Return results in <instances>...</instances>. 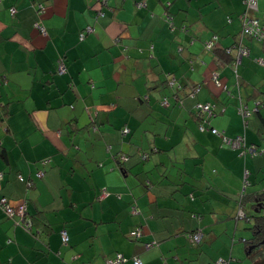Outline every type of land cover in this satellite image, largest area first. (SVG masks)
I'll use <instances>...</instances> for the list:
<instances>
[{"label":"crops","instance_id":"obj_1","mask_svg":"<svg viewBox=\"0 0 264 264\" xmlns=\"http://www.w3.org/2000/svg\"><path fill=\"white\" fill-rule=\"evenodd\" d=\"M243 10V0H0V196L39 220L28 230L0 207V264H106L116 253L120 264H248L239 203L264 191V152L239 155L195 114L210 102L204 124L264 147V44L242 37L248 55L223 58ZM250 13L262 17L264 0Z\"/></svg>","mask_w":264,"mask_h":264},{"label":"built area","instance_id":"obj_2","mask_svg":"<svg viewBox=\"0 0 264 264\" xmlns=\"http://www.w3.org/2000/svg\"><path fill=\"white\" fill-rule=\"evenodd\" d=\"M101 2L104 3L105 0H100ZM244 3V10L241 12V14L239 15V18L241 20V27H240V40L242 37H254L258 40H262L264 41V15L262 17H258L255 15H252L250 13V11H255L257 10L258 7V0H243ZM14 9L12 8V11ZM35 26L41 31V32H45V29L42 25H40L38 22L35 23ZM84 36V33H80L79 34V38L82 39ZM217 39L216 34H213L211 36L210 39H208L205 42V46L207 48H212L213 47V43L215 42V40ZM239 40V41H240ZM228 51H231V48L228 47L227 48ZM236 50V57L235 60L233 61V65H237V63L240 61V58L243 55H248V49L246 48V46H243L242 44H238V47L235 49ZM256 60L259 63H263V59L258 57L256 58ZM65 71V64H64V60L62 59V57H59L56 61V72L59 74H62ZM212 81L217 85V86H221L223 88H225V85L220 81V79L218 78V75L216 72L212 73ZM197 107V111L199 114L202 113H206L207 115H210L212 113L211 111V104L209 102H205V103H197L196 104ZM238 111L239 113H241V115H243V117H246L249 114V110L247 109V107L243 104V103H239L238 105ZM202 120H206L207 117H203L201 116ZM205 118V119H204ZM198 128L200 130H207L210 129V131L212 133H217V134H221L215 127L212 126H208L203 124L202 122H200L198 124ZM128 131L127 127L123 128V133H126ZM222 141L223 143L229 145L232 148H236L238 149V154L241 156H244L246 153L250 154V155H256L258 153H263L264 152V147H259L255 144H246L244 141V137L243 135H235L234 137H229L226 135H222ZM122 158H124V156H121ZM45 162V161H43ZM43 171L42 169L37 170L35 175L37 177L42 176ZM19 178L22 179L23 177L21 175H19ZM106 192L102 191V195H104ZM0 207L4 210V212L7 214V216L12 217L14 214L19 215L20 217L23 215L24 212V207H18V208H13L7 201L6 197L2 196L0 197ZM132 210L135 211L136 208L135 206H132ZM239 215H243L242 210L239 209ZM25 228H28V223H24ZM61 233V241L63 243H67L68 240V235L66 233V231L63 229L60 231ZM133 237H139L140 235V230L134 229L131 232ZM188 239L197 244L201 241L202 239V232L199 229H196L195 231H192L190 233H188ZM149 244L147 243V246ZM126 260V257L122 254V253H116L114 255V257L112 258H108L106 259V264H120L123 261ZM221 258H219L217 260V262H221ZM132 261L134 264H140L141 261L138 257H133Z\"/></svg>","mask_w":264,"mask_h":264},{"label":"trees","instance_id":"obj_3","mask_svg":"<svg viewBox=\"0 0 264 264\" xmlns=\"http://www.w3.org/2000/svg\"><path fill=\"white\" fill-rule=\"evenodd\" d=\"M14 9V8H13ZM11 11H12V8H11ZM14 11V10H13ZM12 11V12H13ZM167 16H168V14H166ZM230 20V18L229 17H227V21H229ZM214 34H216V33H214ZM213 35V34H212ZM211 35V36H212ZM216 36H217V39H218V34H216ZM238 40H240V32H238ZM246 37H249V36H246ZM211 38V37H210ZM209 38V39H210ZM249 38H254V37H249ZM217 39L215 40V42L213 43V47L212 48H214L215 47V45H216V41H217ZM254 39H256V38H254ZM241 40H242V38H241ZM241 40L240 41H236V43L234 42V44H233V46L232 47H230L231 49L232 48H234V49H236L237 47H238V44H241ZM257 41H260V40H258V39H256ZM207 41V40H206ZM205 41V42H206ZM260 42H262L263 44H264V41H260ZM204 46H205V44H204ZM206 47V46H205ZM207 48V47H206ZM212 48H207V49H212ZM223 52H224V54L226 55V56H224L223 58L225 59V61H232L233 59H234V56L231 54V51H228L227 50V48H223ZM261 58V57H260ZM257 63H259L257 60H255ZM261 64V63H260ZM264 64V60H263V63H262V65ZM218 75V74H217ZM219 78V77H218ZM226 87V86H225ZM199 103H205V102H199ZM210 103V102H209ZM211 104V103H210ZM211 111H212V113L210 114V115H207L206 113H202V114H199L198 113V111H197V107H196V111H195V114L197 113V115L198 116H200V118H201V116H203V117H207V119H209L211 116H212V114H213V105L211 104ZM205 119V118H204ZM206 119V120H207ZM201 122H202V118H201V120H200ZM200 123V122H199ZM198 123V124H199ZM203 123V122H202ZM204 124V123H203ZM206 125V124H205ZM209 127L210 126H212V125H208ZM213 127V126H212ZM199 129V128H198ZM200 130V129H199ZM207 130H209L210 131V129H207ZM218 130V129H217ZM219 131V130H218ZM211 132V131H210ZM221 134H217V133H214V134H217V135H220L221 136V139H222V135H224L223 133H222V131H219ZM212 133V132H211ZM232 137H234V136H232ZM223 142V141H222ZM252 144V143H251ZM256 145V144H255ZM258 146V145H257ZM260 147V146H259ZM238 150V149H237ZM144 153V155L146 154V152H143ZM246 154H248V153H246ZM245 154V155H246ZM259 154V153H258ZM257 155V154H256ZM145 157H147V155H145ZM46 160L47 159H43L42 161H41V163L42 164H44L45 162H46ZM43 161H45V162H43ZM37 170H40V169H37ZM36 170V171H37ZM43 171V170H42ZM44 172V171H43ZM36 173V172H35ZM43 175V174H42ZM37 177V176H36ZM41 177V176H40ZM18 179H20L19 178V175H18ZM20 180H22V181H26V179H24V177L22 178V179H20ZM29 183V182H28ZM2 196H4V195H1L0 197H2ZM4 197H6V196H4ZM6 199H7V201H8V198L6 197ZM8 203L13 207V208H18V207H24V212H23V215L21 216V220H22V225L24 226V223H28V230L29 229H31L32 228V225L34 224V222L36 223H38L39 222V220H38V218H37V216L36 215H32V219H26L25 218V214H26V205L24 204V205H18V206H14V205H12L9 201H8ZM246 203H250V204H252V206H254L255 207V209L257 208H259V203H261V204H264V191L263 192H261V193H258V194H254V195H248V193H245V196H243V199H241V201H240V203H239V208H241V210H242V213H243V215H238V216H240V217H243V218H246L247 220H251V218H252V225H250V227H248L249 229H250V231H251V237H249V238H247V239H245V247H246V254H247V257L252 261V260H255V259H258V258H260V257H262L263 256V254H264V213H261V211L262 210H259V211H255V209H254V212L255 213H257V214H253L252 216H247L245 213H244V211H243V209H242V206L244 205V204H246ZM243 204V205H242ZM4 211V210H3ZM263 212H264V210H263ZM7 215V214H6ZM14 215H17V214H14ZM13 215V216H14ZM12 216V217H13ZM39 225H40V223H39ZM25 227V226H24ZM61 230H63V229H61ZM65 230V229H64ZM66 231V230H65ZM67 233V232H66ZM68 235V234H67ZM60 236H61V233H60ZM252 240V241H251ZM68 241V240H67ZM63 243V242H62ZM251 243H254V245H250Z\"/></svg>","mask_w":264,"mask_h":264},{"label":"rangeland","instance_id":"obj_4","mask_svg":"<svg viewBox=\"0 0 264 264\" xmlns=\"http://www.w3.org/2000/svg\"><path fill=\"white\" fill-rule=\"evenodd\" d=\"M254 209H255V207L252 206V204H250V203L243 205V211H244V213H245L247 216H252L253 214H257V213L254 212ZM261 213H264L263 210L261 211ZM240 221H242L244 227H250V225H252V218H251V220L249 221V220H247L246 218L240 217ZM246 234H247V235H245V236H243V237H241V238H242V239H246V238L251 237V231H250V229H248V233H246ZM239 242H240L241 245H242V248H243V254H244V256L246 257L247 254H246V250L244 249L245 243H244L243 240H240ZM247 258H248V257H247ZM250 263H251V260L248 258V264H250ZM245 264H247V263H245Z\"/></svg>","mask_w":264,"mask_h":264},{"label":"water","instance_id":"obj_5","mask_svg":"<svg viewBox=\"0 0 264 264\" xmlns=\"http://www.w3.org/2000/svg\"><path fill=\"white\" fill-rule=\"evenodd\" d=\"M98 1L101 2L100 0ZM104 2H106V0ZM259 210H264V204L259 203V208L258 209L256 208L255 211H259ZM250 264H264V254L260 258L252 260Z\"/></svg>","mask_w":264,"mask_h":264},{"label":"flooded vegetation","instance_id":"obj_6","mask_svg":"<svg viewBox=\"0 0 264 264\" xmlns=\"http://www.w3.org/2000/svg\"><path fill=\"white\" fill-rule=\"evenodd\" d=\"M252 241V240H251ZM264 244V243H263ZM250 245H254V243H251Z\"/></svg>","mask_w":264,"mask_h":264}]
</instances>
